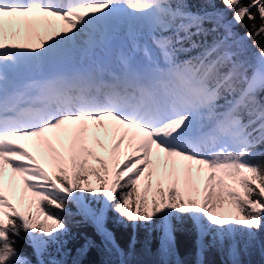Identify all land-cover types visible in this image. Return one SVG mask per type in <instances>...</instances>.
Instances as JSON below:
<instances>
[{
    "label": "snow or ice",
    "instance_id": "6c2138e0",
    "mask_svg": "<svg viewBox=\"0 0 264 264\" xmlns=\"http://www.w3.org/2000/svg\"><path fill=\"white\" fill-rule=\"evenodd\" d=\"M261 40L264 0H0V264H31L25 237L38 257L61 251L69 228L54 209L72 216L70 203L120 264L135 241L115 243L110 211L159 229L160 264H183L185 220L196 264L212 249L242 264L264 232Z\"/></svg>",
    "mask_w": 264,
    "mask_h": 264
},
{
    "label": "trees",
    "instance_id": "16d2710c",
    "mask_svg": "<svg viewBox=\"0 0 264 264\" xmlns=\"http://www.w3.org/2000/svg\"><path fill=\"white\" fill-rule=\"evenodd\" d=\"M246 30L244 27H238L237 29L241 35ZM260 43L264 46V40H261ZM247 44L251 45L252 41L248 40ZM251 51L255 52L256 49L252 48ZM67 208L74 215L65 216L64 213L54 209L59 215L63 216L69 228V233L62 237L67 243L63 245L61 251L57 252L56 246L51 245L42 257H38L31 244L27 242V237H25L24 239H17V248L21 256L27 258L31 264H40L41 259L44 260L45 264H48L53 258L62 261V264H120L121 257L119 256L120 259L118 260L115 249L97 231L91 220L79 214L80 209L77 205L70 203ZM115 221L116 214L110 211L105 227L114 237L115 243L127 253L130 251L133 241H135L132 254L127 257L129 264H160L158 252L160 231L158 228L144 224L134 228L131 223L125 225L118 224ZM174 223L176 222L174 221ZM176 227L178 257H173V262L178 258L183 264H196L197 236L191 221L185 220L183 224L176 223ZM262 243H264V232L260 233L256 247L247 253L241 252L242 264H264V251L261 250ZM85 245H87V251L81 253L80 250ZM204 259L206 264H229L228 257L215 249L209 250Z\"/></svg>",
    "mask_w": 264,
    "mask_h": 264
},
{
    "label": "rangeland",
    "instance_id": "374dc122",
    "mask_svg": "<svg viewBox=\"0 0 264 264\" xmlns=\"http://www.w3.org/2000/svg\"><path fill=\"white\" fill-rule=\"evenodd\" d=\"M50 136V135H49ZM99 139L100 140H103L107 143H109V146H110V141L106 140V138L104 137L103 133L100 134L99 136ZM55 142V141H53ZM17 143H23L25 145V147L28 148L29 151H32L34 155H37L38 156V159H40V156H39V153L36 151L33 143L30 141V140H18ZM57 147H59V145H57ZM90 147H92L98 155H102V156H105L107 157L108 153L105 152L104 150L100 149L95 143H92L90 142ZM121 160L124 159V155L121 154ZM43 163V161H41ZM44 166L46 167V169H48L49 171H51L49 165L47 163H44ZM12 174V171H11V168H7L6 169V173H5V181H6V184H7V181L9 179V177H11V174ZM143 185H144V182L142 181L141 182V188L143 189ZM165 187H167V184L165 185ZM23 190L21 191H18L16 190V197L13 199V203L14 204H17V207L21 210V211H26L27 208H26V203L25 202V206L24 207H21L20 204H19V196L22 194ZM181 192L183 193V186H181ZM30 195V193L28 194ZM86 196V199L84 201L85 204L89 205L91 208L93 209H96L97 211L99 210L100 207H102V205L100 204H97L95 201H93L91 198H90V194H87L85 193L84 194ZM151 193L149 194V201L151 202ZM32 213H36L37 209H36V206H33L32 209H31ZM42 218V217H41ZM157 223L159 224V221L157 220ZM118 257V260L120 259L119 255L117 256Z\"/></svg>",
    "mask_w": 264,
    "mask_h": 264
},
{
    "label": "bare ground",
    "instance_id": "6f19581e",
    "mask_svg": "<svg viewBox=\"0 0 264 264\" xmlns=\"http://www.w3.org/2000/svg\"><path fill=\"white\" fill-rule=\"evenodd\" d=\"M50 135V138H52V134H49ZM11 174V173H10ZM12 175V174H11ZM200 183V187H201V190H202V187H203V182L202 181H200L199 182ZM16 190H18V191H22L23 190V187H22V185H19L17 188H16Z\"/></svg>",
    "mask_w": 264,
    "mask_h": 264
}]
</instances>
